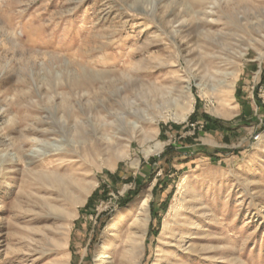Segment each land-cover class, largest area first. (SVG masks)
<instances>
[{"label": "rangeland", "instance_id": "obj_1", "mask_svg": "<svg viewBox=\"0 0 264 264\" xmlns=\"http://www.w3.org/2000/svg\"><path fill=\"white\" fill-rule=\"evenodd\" d=\"M261 53L264 0H0V264H122L146 194L138 264H264Z\"/></svg>", "mask_w": 264, "mask_h": 264}, {"label": "bare ground", "instance_id": "obj_2", "mask_svg": "<svg viewBox=\"0 0 264 264\" xmlns=\"http://www.w3.org/2000/svg\"><path fill=\"white\" fill-rule=\"evenodd\" d=\"M262 56H264V53H261V57ZM200 82L201 83L198 82V86H201V88L207 87L206 83L204 81H200ZM206 91H207V89H206ZM227 96H228L227 98L229 99L227 106L230 107V106H232V102H229V101L231 100L232 95H230L228 93ZM182 99H183L182 102H180V104L178 105L179 109H180V113H173L171 115V116H173V118L175 120H177L179 122L185 121L188 118V116L190 115V113L194 110L195 96L191 91L190 83L186 86V92L185 91L183 92ZM146 101H148L147 102L148 107L151 106V107L158 108L160 110V114L162 113V116H166L165 114L170 115L171 111H168V110L171 108V105H169V104L165 105L164 103L159 102V100L157 98H155L153 100H150V98H149ZM231 109L234 110V107H231ZM144 112L147 113V112H149V110L145 109ZM159 118H160V116H159ZM137 127H138V125L136 124V122L133 123L132 130L135 131L137 129ZM53 129H52V131H53ZM42 131L47 136L48 134H50L51 130L42 129ZM52 131H51V133H52ZM143 140L144 141L150 140V138L145 136L143 138ZM61 141H66V138L62 137ZM42 142L45 143L44 148H48V147L54 148L53 146H56L55 145L56 141L51 142L48 140H42ZM163 147H164V144L159 141L158 143H155V145L149 151L146 149L148 152H145V153L149 156L152 153L160 152L163 149ZM122 154H124V153H122ZM250 181H252V180H250ZM194 186L195 185H194L193 181H187L184 185L183 192L184 193H190L193 190ZM150 199H151L150 195L146 194L141 201V205L139 208V210H140L139 214L141 213L142 217L139 218V222L137 223V226H136L137 230L131 231L128 233V239H127L128 244H126L127 249L125 251L126 256L123 257L122 255H120V256H122L121 257L122 264H138V255L140 254V248L142 247V244L144 241L143 238L145 236L144 227L146 226V224H148V222L150 220L149 217L145 215L146 214V206H147ZM174 201H175V203L171 206V213L173 215V218L177 219L180 217V211L181 210L187 209V211H188L190 208L187 206L188 202L187 203L183 202L180 196H176ZM189 202H192V198L189 199ZM188 215H189V212H187V214L184 215L182 220L187 221V219L189 218ZM179 219H181V218H179ZM184 224L186 225L185 227H187V230L190 229L191 227H193L191 225L192 223L186 222ZM171 234H172V236L175 237L176 231H172ZM175 238H177V237H175ZM106 249H108L106 247V245L105 246L103 245L104 251L100 254L99 259H98L99 261H101L100 264H106V260H108L109 258L113 259V257L106 251ZM173 258H175V254L168 253L164 263L166 264L169 259H173Z\"/></svg>", "mask_w": 264, "mask_h": 264}, {"label": "crops", "instance_id": "obj_3", "mask_svg": "<svg viewBox=\"0 0 264 264\" xmlns=\"http://www.w3.org/2000/svg\"><path fill=\"white\" fill-rule=\"evenodd\" d=\"M210 123L213 125V127H216L217 129H223L224 131H226L227 129V125H225V123L219 122L217 120H212L210 121Z\"/></svg>", "mask_w": 264, "mask_h": 264}, {"label": "trees", "instance_id": "obj_4", "mask_svg": "<svg viewBox=\"0 0 264 264\" xmlns=\"http://www.w3.org/2000/svg\"><path fill=\"white\" fill-rule=\"evenodd\" d=\"M190 118H194V116H192V117H190ZM165 154L167 155V152H166ZM165 154H163V155H162L160 158H158V159H152V160H154V161H160V160H163V158L166 157ZM155 188H157V186H156ZM90 201H91V199H90Z\"/></svg>", "mask_w": 264, "mask_h": 264}, {"label": "built area", "instance_id": "obj_5", "mask_svg": "<svg viewBox=\"0 0 264 264\" xmlns=\"http://www.w3.org/2000/svg\"><path fill=\"white\" fill-rule=\"evenodd\" d=\"M259 137L257 136L256 139H258Z\"/></svg>", "mask_w": 264, "mask_h": 264}]
</instances>
